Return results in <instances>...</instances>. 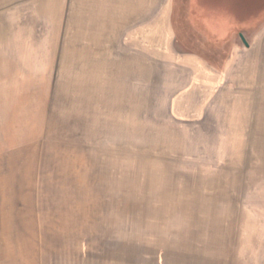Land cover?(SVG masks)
Masks as SVG:
<instances>
[{"label":"rangeland","instance_id":"374dc122","mask_svg":"<svg viewBox=\"0 0 264 264\" xmlns=\"http://www.w3.org/2000/svg\"><path fill=\"white\" fill-rule=\"evenodd\" d=\"M165 3L0 0V264H264L260 10L198 97L132 42Z\"/></svg>","mask_w":264,"mask_h":264},{"label":"crops","instance_id":"0c3cea01","mask_svg":"<svg viewBox=\"0 0 264 264\" xmlns=\"http://www.w3.org/2000/svg\"><path fill=\"white\" fill-rule=\"evenodd\" d=\"M258 8L260 11L256 17L261 19L257 21L264 26V0H166L164 14L156 15L147 26L135 29L132 42L152 57L153 52L158 54V50H161L168 58H175L177 61L169 62L191 70L196 78L194 81L199 82L195 84L198 91L194 95L205 97L199 90L204 88L207 89V96L212 97L220 83L219 79L232 68L233 59L230 56L221 62V65H217L220 64L217 60L213 63L206 59V49L221 48L222 42L230 44L239 31L250 30L257 22L253 17ZM239 16L250 19L238 22ZM182 26L187 30V36L192 42L196 41L200 46H204L202 54H186L180 50L179 36L188 41L185 38L186 30L180 31ZM211 55L216 54L211 53ZM190 96L189 92H179L174 97L172 108L177 114L186 113L183 105L185 99Z\"/></svg>","mask_w":264,"mask_h":264},{"label":"water","instance_id":"95a60500","mask_svg":"<svg viewBox=\"0 0 264 264\" xmlns=\"http://www.w3.org/2000/svg\"><path fill=\"white\" fill-rule=\"evenodd\" d=\"M241 38H242L244 44L248 47L249 45H248V43L246 42V40L244 39V37L242 35H241Z\"/></svg>","mask_w":264,"mask_h":264}]
</instances>
